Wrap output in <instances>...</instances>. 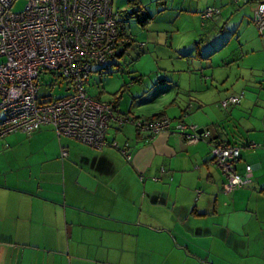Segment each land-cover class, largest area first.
I'll list each match as a JSON object with an SVG mask.
<instances>
[{
    "label": "crops",
    "instance_id": "obj_1",
    "mask_svg": "<svg viewBox=\"0 0 264 264\" xmlns=\"http://www.w3.org/2000/svg\"><path fill=\"white\" fill-rule=\"evenodd\" d=\"M162 1L144 13L141 47H163L164 63L151 81L123 71L136 73L132 107L153 103L137 117L166 115L170 130L113 121L102 149L51 125L0 138V264H264V148L249 147L264 142V36L253 19L261 0ZM208 8L218 13L204 18ZM118 27L126 41L90 77L120 67L116 59L128 66L139 58L126 62L135 40ZM100 89L92 97L105 100ZM123 95L109 100L118 113ZM234 95L239 104H221ZM181 121L184 132L175 127ZM205 130L206 139L185 135ZM220 142L241 148L236 167L244 174L253 166L249 185L225 190L212 156Z\"/></svg>",
    "mask_w": 264,
    "mask_h": 264
},
{
    "label": "built area",
    "instance_id": "obj_2",
    "mask_svg": "<svg viewBox=\"0 0 264 264\" xmlns=\"http://www.w3.org/2000/svg\"><path fill=\"white\" fill-rule=\"evenodd\" d=\"M16 1L0 0V138L15 132L32 135L51 125L60 137L102 149L108 144L107 131L113 121L130 120L140 130L154 134L170 130L172 119L166 115L153 120L124 118L113 103L95 99L87 91L93 64L107 61L126 41L119 36L114 0H28L15 12ZM216 13L218 10L208 8L203 17ZM253 19L264 36V0L259 1ZM48 72L67 79V95L53 98L50 90L42 94L41 77ZM239 103L238 95L221 102L224 107ZM175 127L184 132L188 125L181 121ZM185 135L196 141L209 138L211 132ZM249 147L264 148V142ZM212 156L228 178L227 192L252 182V165L246 166L244 174L237 171L241 148L217 143L212 146Z\"/></svg>",
    "mask_w": 264,
    "mask_h": 264
},
{
    "label": "rangeland",
    "instance_id": "obj_3",
    "mask_svg": "<svg viewBox=\"0 0 264 264\" xmlns=\"http://www.w3.org/2000/svg\"><path fill=\"white\" fill-rule=\"evenodd\" d=\"M28 0H17L16 3L13 6V11L19 12L21 11L27 4ZM159 2L155 0H114L113 1V9L114 12L118 16V25L120 27H124L129 31L134 38V43L131 45L129 49V53L125 54L127 57V61L132 60V58L139 56V58L133 63H128L126 66V63L122 59H116L120 61L121 66L113 65L111 64L110 68L103 69V78L100 77V72H95L92 74V76L89 79V83L86 84V88L89 91V94L91 96H95L99 92V88L101 86L102 90V97L103 101H109L110 99H114L116 96H119L123 92V97L120 100L119 106H120V112L117 114L119 116H122L126 118L129 116L131 119L137 116H142L145 114V112L140 113L142 110L149 109L153 103L145 104L142 106H133L132 107V100L133 95L132 93H136L139 86H131L130 83H133V76L136 75L135 72H127L123 71L125 68H134L138 71L140 74L143 72L144 74H147L145 76V81H151V79L154 77V73L152 74V70L155 67L161 66L164 62H161L159 65H157V60L159 57V54H163L165 49L163 47H155L154 44L150 43V50L146 51L142 49V43L145 42L148 37L146 38L147 32L145 29V23L147 21V14H144L146 12V9L148 8V11L154 12L156 9L160 7ZM164 5V4H163ZM157 22L155 24L150 25L151 27L147 28V30L150 31V33H153V26H156ZM169 26V29L166 31L161 32V40L164 38L166 34H168L170 37L173 34L172 29H175V26L171 25H165ZM182 34H185L184 31L175 32L174 34V40L177 41ZM153 35V34H152ZM150 40V39H149ZM170 43V41H169ZM164 50V52H161V50ZM167 50H170V47L167 48ZM106 62V61H105ZM104 62V63H105ZM107 63V62H106ZM103 64V63H102ZM101 65L100 63H94L93 66L96 68L97 66ZM124 67V68H123ZM122 68V70H120ZM113 71V72H107ZM155 70V69H154ZM102 78V82L101 81ZM156 78V77H155ZM99 82L102 83L100 86H97L96 84H93V82ZM91 82L92 85H89ZM41 83H42V94L45 95L49 92L52 93L53 98L63 97L67 95V79L59 77L58 72H48L44 76L41 77ZM138 85V82L134 83ZM131 86V87H130ZM1 101V96H0ZM147 113V112H146ZM149 115V114H148ZM3 118V112L0 110V120ZM121 124L126 125L127 127H135V124L132 123L130 120H125Z\"/></svg>",
    "mask_w": 264,
    "mask_h": 264
},
{
    "label": "trees",
    "instance_id": "obj_4",
    "mask_svg": "<svg viewBox=\"0 0 264 264\" xmlns=\"http://www.w3.org/2000/svg\"><path fill=\"white\" fill-rule=\"evenodd\" d=\"M119 22V21H118ZM143 23H146V22H143ZM119 26V25H118ZM118 29H119V27H118ZM122 32V31H121ZM121 35H123L122 33H120V30H119V36H120V38H121ZM126 40V39H125ZM111 103H113V102H111ZM114 105H116L115 103H113ZM116 107V106H115ZM117 110V109H116ZM163 114H160V115H156L157 117L156 118H158V117H160V116H162ZM150 120H153V119H150ZM138 130H140L139 128H137ZM220 143H224V142H220ZM108 144H109V142H108ZM224 144H226V143H224ZM112 145L113 146H115L114 145V142L112 143ZM116 147V146H115ZM123 151V150H122Z\"/></svg>",
    "mask_w": 264,
    "mask_h": 264
}]
</instances>
